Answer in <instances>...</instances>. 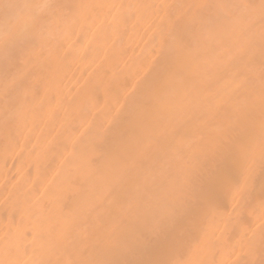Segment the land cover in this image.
Listing matches in <instances>:
<instances>
[{
	"label": "bare ground",
	"instance_id": "obj_1",
	"mask_svg": "<svg viewBox=\"0 0 264 264\" xmlns=\"http://www.w3.org/2000/svg\"><path fill=\"white\" fill-rule=\"evenodd\" d=\"M260 5L0 7V264H264Z\"/></svg>",
	"mask_w": 264,
	"mask_h": 264
},
{
	"label": "snow or ice",
	"instance_id": "obj_2",
	"mask_svg": "<svg viewBox=\"0 0 264 264\" xmlns=\"http://www.w3.org/2000/svg\"><path fill=\"white\" fill-rule=\"evenodd\" d=\"M11 3H12V0H0V7L10 6ZM260 6H261L262 11H264V0H261Z\"/></svg>",
	"mask_w": 264,
	"mask_h": 264
}]
</instances>
